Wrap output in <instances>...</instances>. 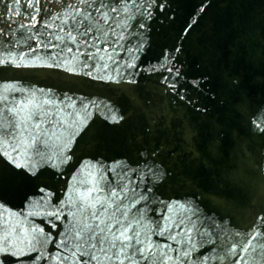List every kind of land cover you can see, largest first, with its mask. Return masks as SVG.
<instances>
[{
	"label": "water",
	"instance_id": "obj_1",
	"mask_svg": "<svg viewBox=\"0 0 264 264\" xmlns=\"http://www.w3.org/2000/svg\"><path fill=\"white\" fill-rule=\"evenodd\" d=\"M69 4L0 0V264H72L110 202L156 264H264V0H120L79 52Z\"/></svg>",
	"mask_w": 264,
	"mask_h": 264
},
{
	"label": "snow or ice",
	"instance_id": "obj_2",
	"mask_svg": "<svg viewBox=\"0 0 264 264\" xmlns=\"http://www.w3.org/2000/svg\"><path fill=\"white\" fill-rule=\"evenodd\" d=\"M22 2L26 3L28 8L33 9L31 15L32 26L34 27L35 14L39 12L37 6L40 0H13L15 5H20ZM135 2L136 0H128V4ZM119 3L120 0H79V4L67 5L66 7L70 9V11L64 12L67 19H65L63 23L68 24V20H71L72 23L68 26L67 36L57 34L55 40L59 42L70 40L71 43L78 44V52L80 51L79 44L81 43H87L88 47H92L91 40L101 39L102 34L106 35L108 30L112 28L110 22L117 19V16L112 15L113 13H127V5L121 8L119 7ZM79 5H84V7H80ZM19 14V11H16V15ZM58 18L59 17H53L54 20ZM21 27H23V25H21ZM60 31H63V26H61ZM93 33H95V36H93ZM78 36L86 39H82L78 42ZM40 44H44V41H39L37 46ZM48 44L51 45V40L48 41ZM51 46L55 47L56 45ZM66 48L68 52H73L72 47H67L66 45ZM99 51L100 50L97 48L96 54H98ZM93 55L95 54L89 53V56ZM100 59H103V57L101 56ZM19 60L23 63L24 57L21 56ZM45 103H47V101H45ZM10 111L15 114L17 110L13 108L10 109ZM18 127L19 124L17 123L9 125L0 123V143H3V138L5 136L16 139V129ZM36 127L39 128V125H36ZM8 128H10L11 131H7L6 129ZM17 143H19V141H17ZM10 147L17 157L21 154L16 144H11ZM4 154L5 152L0 150V155ZM12 162L15 163V159H13ZM16 167H21V165L16 164ZM31 174L35 175V172H31ZM89 191H92V189ZM110 195L115 198L118 196V193L112 191ZM112 206L111 202L108 203L107 207L103 208L98 214L95 210V206L92 205L94 209L91 213L93 222L89 223L88 219L85 218L84 222L75 233L74 247L69 249L65 244L62 251L66 254L60 255L58 253L62 261H69V254L67 253H70L71 256L76 257V260H74L72 264H143L144 261H148V264H156V261L153 259L155 253L149 245H145L140 232H132L131 227L123 223L121 216L126 218V213L120 212L121 206L119 203L116 204V211L105 217V213H107L108 209L112 208ZM117 212H120L119 216ZM130 232H132L131 235L129 234ZM257 235L258 234H254L250 238L247 242L248 247H254L253 241L256 240ZM172 239H175V237L173 236ZM248 247L242 249V252H247ZM261 248H264V245H261ZM232 251L235 252L234 247ZM185 255H187V253H185ZM81 257H84V259L81 260ZM202 258L206 260L207 255L203 254ZM18 259H22V257H18ZM30 259L35 260L36 257L33 256L30 257ZM239 259L243 260L244 256L241 255Z\"/></svg>",
	"mask_w": 264,
	"mask_h": 264
}]
</instances>
